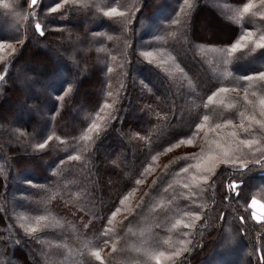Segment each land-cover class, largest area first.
Here are the masks:
<instances>
[{"label": "trees", "instance_id": "trees-1", "mask_svg": "<svg viewBox=\"0 0 264 264\" xmlns=\"http://www.w3.org/2000/svg\"><path fill=\"white\" fill-rule=\"evenodd\" d=\"M249 2L253 9L243 13ZM57 3L63 0H38L35 6L29 0H0V40L16 48L11 56L7 46L0 51V264H155L159 251L174 250L182 239L191 240L190 250L162 264H264V222L258 223L249 207L252 198L264 202V162L244 170L220 165L199 187L191 180L195 169L176 175L196 162L182 157L201 148L206 152L204 133L216 134L209 131L215 123L231 119L238 125L239 111L261 119L258 104L254 110L244 103L249 82L239 77L264 71V49L232 57L223 50L246 31L255 38L264 34V5L260 0H70L50 12ZM112 7L125 15L105 16ZM37 22L43 35L35 30ZM250 60L257 63L247 65ZM27 61L32 62L28 69ZM19 81L32 84V95ZM220 87L240 90L220 94L216 101L222 104L205 108ZM254 90L248 98L256 101ZM204 115L211 117L209 125L193 145L165 151L191 135ZM93 122L101 129L85 142L81 136ZM255 132L261 144L254 148L264 147V137L258 128ZM49 136L47 146L37 148ZM76 155L82 158L68 159ZM137 179L143 183L137 185ZM233 181L239 184L235 191L228 187ZM118 206L121 211L109 225ZM186 213L201 219L185 228L194 220ZM40 215L49 219L37 225ZM28 225L38 231L27 234ZM227 242L231 246L224 250ZM96 250L102 261L91 255Z\"/></svg>", "mask_w": 264, "mask_h": 264}, {"label": "snow or ice", "instance_id": "snow-or-ice-1", "mask_svg": "<svg viewBox=\"0 0 264 264\" xmlns=\"http://www.w3.org/2000/svg\"><path fill=\"white\" fill-rule=\"evenodd\" d=\"M70 0H63V3H57L54 7L50 9V12L55 13L59 11L64 4H68ZM75 2V0H73ZM30 3L32 6L37 5L38 0H30ZM184 3L187 4L188 0H184ZM261 5H264V0H260ZM3 7L5 9L9 8V4L5 3L3 4ZM254 5L249 2L244 4L242 12L243 13H249L253 9ZM105 16L112 18L117 15L124 16L125 13L118 12L117 8L112 7L108 11H105L103 13ZM261 19H264V14L260 15ZM35 30L39 32L41 35H43L42 27L39 22L35 24ZM18 43H23L22 40H18ZM251 45V47H249ZM11 48V52L9 55H14L16 53V48L12 44H7L5 41L0 40V51L4 50L5 47ZM245 49H248V53L251 54L255 52L257 49H264V34H261L258 38H255V34L251 31H246L242 35L239 36V38L226 50V54L228 57H232L237 52H243ZM143 55L146 57H152V52H146ZM3 57H0V60H3ZM225 63H227V60H225ZM112 69H109V72H111ZM4 77L0 76V80H2ZM240 80L248 81L246 87L243 88L244 96L242 97L245 104L251 106L254 110L256 108V105H259V116L261 119H257L255 112L250 113L246 115L245 111H239L238 112V118L240 119V123L237 125L235 124L231 119L225 120L223 123H215L211 127H209V131L216 133V138L208 140V132H205V138L206 143L208 144V150L205 152L203 148H201V151L199 154H191L186 155L182 157V159L188 161V160H194L195 163H189L186 166L182 167L176 175H179L180 173H189L190 169H195L196 172L191 175V180L194 184V186L199 187L200 183L207 184L211 176L215 175L216 170L220 167V165L225 166H236L240 170L247 169L249 163H255V164H261L264 162V147H255L261 144V139H258L256 137L255 129L258 128L261 137H264V89H260L257 87L258 84H264V71H259L253 75H246L239 77ZM255 88L256 90L251 91V95L253 97H256L257 100L253 101L250 100L249 97V90ZM68 91L64 93V95H68ZM240 89L239 87H233V88H227V87H220L215 92L212 93L208 97L207 102L205 103L204 107L207 108L209 105L213 103H220L222 104L223 101H216V97L219 96L222 93H228L229 91L232 92H238ZM111 96L112 94L109 93ZM63 99V97H61ZM111 105L105 104L103 108H110ZM235 105L229 104L228 108H233ZM103 108L101 111H103ZM97 119H103L102 117H97ZM211 117L209 115H204L199 123H197L192 130L191 135L179 139L176 143L172 144L168 148L165 149L166 152H170L173 150V148H178L181 145H193L196 136L200 134L202 130L206 128V126L209 125ZM247 121V125L245 123ZM225 128H231L232 131L225 133L221 135L222 129ZM239 129V132L236 129ZM101 129V124L93 122L91 123L90 127L86 129L84 134L81 136V139L85 142L91 141L93 139V136L91 133L95 132L97 135L99 134V131ZM241 133L246 134L244 137L241 136ZM53 138L49 136L47 140L43 143H40L37 145V148L44 149L48 142L51 141ZM214 145V148H213ZM245 150H248L245 152ZM257 153H260L261 155L259 158H256ZM251 156L252 159H248V156ZM82 157L80 155L76 156H69V160H80ZM153 160L156 159L155 156L152 157ZM167 167V166H166ZM149 168H145L144 172H149ZM198 173V174H197ZM143 175V173H142ZM137 185L143 183L142 179H137L135 181ZM155 184V181L153 182ZM171 187V185H169ZM184 188H189L190 185L188 183L183 184ZM228 187L235 191L239 184L235 181H233L231 184L228 185ZM135 189L132 190L134 192ZM164 191H167V189H164ZM132 192H129L128 194L124 195L123 198L119 201V204L121 206L125 205V201L129 200V197L132 195ZM257 201L253 199L251 201V204L249 207H255ZM159 207H163V205H159ZM121 211V207H117L115 211L112 213V216L108 219L107 223L109 225L112 224L113 219L115 218L116 214ZM186 215H191L194 217L192 224H184L183 226L185 228H192L195 225V221L201 219L200 215L198 213H186ZM253 218L256 219V221L259 223L262 220V217L256 216V213L253 212ZM21 219H24V217H21ZM49 217L47 215H40L35 217L36 224L41 225V222L47 221ZM243 221V218H241ZM181 221H176V224H173L172 227L175 228L177 224H180ZM43 227H46L47 225H42ZM25 232L29 235L36 233L38 231L37 227H33L31 225H28L25 227ZM110 229H105L104 235H107ZM185 236L188 235V233L184 234ZM107 243V241L105 242ZM164 243H168V241H164ZM179 246L176 247L174 250L166 253L165 251H159L158 255L156 256L155 264H162L161 257H163L165 260L172 261L174 259H179L184 253L188 252L190 249L188 245L191 244V240H180ZM113 250H115V246H113ZM97 260L102 261V257L100 255V251L96 250L91 253ZM264 259V258H262Z\"/></svg>", "mask_w": 264, "mask_h": 264}, {"label": "rangeland", "instance_id": "rangeland-1", "mask_svg": "<svg viewBox=\"0 0 264 264\" xmlns=\"http://www.w3.org/2000/svg\"><path fill=\"white\" fill-rule=\"evenodd\" d=\"M29 5H31V3H30V0H29ZM213 16L215 17V19L217 20V22L218 23H220L221 25H222V23H221V20L213 13ZM206 18V17H205ZM42 57H47L49 60H52L53 58H55V56H51V55H49V56H47L46 54H43L42 53ZM52 58V59H51ZM257 60V59H256ZM256 60H250L248 63H247V65H254V64H256L257 63V61ZM54 61V60H53ZM55 61H58V58L57 59H55ZM38 62V61H37ZM32 64V62L31 61H27V62H25V63H23V67H25V68H27L28 69V67H30L29 65H31ZM61 74V73H60ZM60 74H59V72H58V77L60 76ZM20 82V81H19ZM27 83V85L25 84V83H22V82H20V89L21 90H23V92H25V94H31L32 95V92H31V83L30 82H28V81H26ZM26 85V86H25ZM35 94V93H34ZM20 108V106H19V103H15L14 104V108H13V113H17V111H18V109ZM247 124V123H246ZM227 133V132H226ZM221 135H223V134H221ZM214 138H216V134H214V135H208L207 136V139L208 140H211V139H214ZM213 148H214V145H213ZM185 149H188V148H178L177 149V152H180V151H182V150H185ZM207 150H208V144H207V149H206V152H207ZM17 179L16 178H14V181H16ZM253 199H255L256 201H257V203H256V205H255V207H251V209H252V215H253V212H255L256 213V216H259V217H262V220L261 221H263L264 222V202H262L261 200H259V199H257V198H252L251 200H250V202H249V205L251 204V201L253 200ZM256 220V219H255ZM139 239V241H138V243H140V238H138ZM148 242V241H147ZM146 243V242H145ZM230 243L229 242H227V244L226 245H223V248H224V250H229V248H230ZM217 249H219V246L218 247H216ZM155 256V255H154ZM154 259H156V257L154 258ZM161 260L163 261L164 260V258L163 257H161ZM232 260L233 259H229V262H232ZM60 264H66L65 263V261H61V263Z\"/></svg>", "mask_w": 264, "mask_h": 264}]
</instances>
